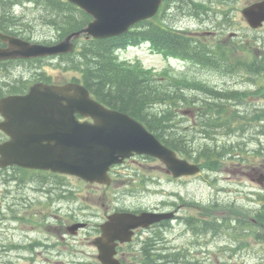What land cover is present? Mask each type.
Wrapping results in <instances>:
<instances>
[{"label": "rangeland", "instance_id": "rangeland-1", "mask_svg": "<svg viewBox=\"0 0 264 264\" xmlns=\"http://www.w3.org/2000/svg\"><path fill=\"white\" fill-rule=\"evenodd\" d=\"M216 1L220 0H213V2L209 0V4L215 9H221L222 5L220 7H218V5L215 6L214 2ZM254 1L257 0H231L229 4L233 6L232 15L215 14L213 11H209L211 15H213L211 18L206 19L205 23H202L201 26L197 24L198 21H196V24H190V27L192 26L190 29L200 30L201 32L208 29L218 31L220 35L217 37H215L216 35L214 34H206L207 36H211L207 37L210 46L218 45L220 52L222 53V50L225 51L226 55L229 56V59L234 63L239 61L238 64L240 67H254L253 57L255 53H258V59L264 57V26L260 29H254L249 25L242 13V9ZM225 3L226 1L223 0V4ZM200 4L203 5V8L206 6L205 2L200 1ZM182 5H184L185 8H188L187 6L190 7V5L184 3ZM182 5L180 6L182 7ZM20 10L21 8L19 7L18 12H20ZM181 10H183V8H181ZM39 12V9H33V7L26 8L25 15L30 19L34 17V15H39ZM205 14L204 16L207 17V10ZM226 19L228 22L224 30H217L214 28V25H219ZM33 23L37 24L35 33L39 39H50L55 36L53 28L42 25L40 20ZM231 32H237L238 34L235 33V35H232ZM233 36L243 38V40L249 42V44H257L255 46L250 45L251 47L249 49L241 48L234 44ZM120 54L123 58L141 60L144 65L153 70L154 73L156 70L157 74L164 75V77L167 78H175L176 76H172L174 75L172 73L176 75L186 74L181 76V78L187 76L188 78L190 77L192 81L198 83L203 82L210 87H214V89L223 91L239 89L245 91L241 96L243 97L242 99L233 98L225 100L229 104H232L234 108H239L244 111L248 110V113H252L264 107L263 78L258 77L256 81L250 80V77H253L252 74L242 69L229 73L227 72L228 65L225 61L223 62L227 66H197L193 60L183 62L182 64V62L172 60L168 58V56L166 57V55L163 54V50H154L149 43L128 47V49L121 51L119 55ZM262 59L264 60V58ZM60 62L61 59L56 58L43 61L41 64L47 70L48 74L53 76L55 81L65 82L71 80L76 75V72L65 69L62 66V62L61 64ZM229 68L233 70V67L229 66ZM166 71H169L168 74H165ZM166 80L167 79H162L164 83ZM187 93H190V89H187ZM191 94H200L204 96L202 91L197 90H192ZM159 108L163 107L158 106L154 109L158 110ZM182 110L183 109L180 108L177 110L179 111L178 114H173L174 122L179 126V133L181 134L180 129H182L185 135L190 138L193 137L192 144L194 143L197 147L207 142H212L203 134L198 133L201 126L200 120L196 119V122H194L193 119L191 120L190 118L194 116H191L189 112L187 115L182 116ZM232 111L234 115L236 109ZM236 124L244 128V130L238 131L247 132L248 139L251 141V151L248 153V157L242 160L228 158L225 162H221V164L217 166L219 167L218 170L207 171V169H205L203 176H198L188 181L181 180L176 182L170 180L169 175L164 169V163L158 159L136 157L135 160L129 162L128 168L119 169L120 171L116 174L118 179L114 180L112 185L107 187V189L106 187L99 188L95 185H91V183H86L80 178L68 175L61 176L64 181L59 177H57V179L51 177L43 178V184L40 186H44L45 189L52 188L55 191H63L64 189L76 191L79 193V200L81 203H89L90 201L85 200V197L90 196L92 192L105 190L114 193L110 195L109 200H106L110 203L120 200V203L126 201L127 204L134 203L138 206L154 208L156 206L164 207L165 205L163 202H168L169 204L173 202L176 203L175 207H180L179 213L181 215L197 214L194 208L191 209L189 206L187 207V205H185L187 202L193 200L201 201L206 205H211L214 201H220V203H222V205H220L222 209H218L217 215H215L218 219L226 215L224 213L226 209L233 210L232 208H242V216L238 217L244 219L247 217V220L251 224H249L246 231L239 227L237 231H235L236 229L232 230V232L235 231L234 234L236 236H239L238 239L231 238L229 233H224L219 240L210 241V234L203 235V244L199 250H203L204 252L199 260L187 258V261H197L199 264H264V215L256 217L258 210L264 204V199L261 198L264 197V188L253 178V176L260 177V173H264V134H260V136L256 135V133H260L261 129L264 131V121L259 123L257 120L251 121L244 118ZM239 134V132H235L233 134L219 135V140L224 143L233 144V142H237L240 139L237 136ZM254 170H259V172L253 173ZM23 175L25 174L20 171L0 167V191L6 189L8 185L7 179L17 181L14 180L13 177H21ZM22 180L24 181V184H22L24 187L28 185H38V176L36 174L25 175L20 181ZM18 183L16 185H18ZM77 213H79V210H77ZM237 223V216H235L233 226ZM175 224H177V222H175ZM178 226L180 230L184 228V225L181 223L178 224ZM239 230L243 232L242 235H239ZM157 234L163 237L166 245L182 246L184 244L188 246L187 236L190 235L188 233L185 236H179L176 229L163 226L157 227L156 230H154L153 235L156 236ZM53 235L54 238L55 234ZM242 242L246 244L245 247L236 252H231V247L235 248L237 244H243ZM58 243L59 247H63L64 244H66L60 239L56 242V244ZM78 247L83 248V245L78 244ZM193 249L198 250L197 248ZM42 256L46 259V261H42V264H51L49 262H54L55 260L54 257L47 254ZM5 260L6 254L3 253L2 256H0V264H6ZM41 260L43 259L41 258ZM182 264L191 263L187 262Z\"/></svg>", "mask_w": 264, "mask_h": 264}, {"label": "water", "instance_id": "water-1", "mask_svg": "<svg viewBox=\"0 0 264 264\" xmlns=\"http://www.w3.org/2000/svg\"><path fill=\"white\" fill-rule=\"evenodd\" d=\"M93 14L85 28L74 31L52 46L30 43L0 33L10 48L0 49L1 58L37 57L71 52L73 39L86 33L95 38L121 34L136 21L153 16L162 0H70ZM253 26L264 21V1L244 9ZM5 120L0 127L11 139L0 143V165L51 169L79 175L89 181H109L108 170L134 152L161 158L175 176L194 174L197 164L177 157L140 121L130 114L111 109L91 96L77 82L64 85L37 83L23 95H11L0 102ZM77 113L93 118L81 121ZM264 181V175L259 179ZM171 213H117L104 224L106 240H99L106 264H121L113 257V243L131 239L132 230L149 227Z\"/></svg>", "mask_w": 264, "mask_h": 264}, {"label": "flooded vegetation", "instance_id": "flooded-vegetation-1", "mask_svg": "<svg viewBox=\"0 0 264 264\" xmlns=\"http://www.w3.org/2000/svg\"><path fill=\"white\" fill-rule=\"evenodd\" d=\"M0 2L1 10L4 12L12 1L0 0ZM181 4H179V1L169 0L166 5L163 4V9L159 14V16L164 15L166 20L174 21V26L179 30H182L183 25L181 24L186 22V20H181L178 23L179 21H176V17L181 15L180 19H182L187 13L184 5L181 7ZM227 9L229 10L226 14H229V12L232 14L233 8L228 6ZM179 11L182 12L180 15L177 14ZM54 31L55 36L53 37L58 39L56 30ZM0 32L9 36H21L32 41L37 40L34 36L28 38L21 29L15 28L12 18L7 15L0 17ZM197 32L194 31V33ZM51 40L45 38L43 43ZM8 46L9 43L0 39V49ZM14 65H16V68ZM27 65L24 59L0 60V99L10 94L27 92L33 84L31 81L35 79L34 70L32 69L28 72L29 68ZM35 66L36 63L34 64V69ZM21 77H24V79L21 80ZM25 86H27V89L22 92L21 88ZM188 112L191 116H194V122H196V117L202 114L194 109ZM3 138L7 139V136L1 133L0 140H4ZM246 146L248 148V142H246ZM126 163L112 168L111 173L115 179L117 177L116 172L120 171L117 168L124 167ZM11 168L23 172L25 175L36 174L38 176V185L24 187L22 185L24 181L20 180L25 175L21 177L14 176V180L17 181L7 179L8 185L6 189L0 191V256L3 253L6 254V264H42V261H46L42 256L45 254L55 258L54 262L48 261L51 264H104L100 256L101 249L96 242L102 237L103 224L108 221L109 216L113 213L123 211L140 213L142 211L143 206H138L134 203L127 204L126 201L120 203V200H116L114 203L106 201L110 199V195L114 194L107 190L92 192L90 196L85 197V200L90 202L81 203L78 192L70 190L55 191L52 188L45 189L44 186H40L43 184V178L51 177L57 179L59 176L55 173L46 174L45 171L23 169L16 166ZM169 176L172 181L183 179L188 181L193 178L191 176L182 178ZM17 183L18 185H16ZM201 204L202 202L198 200L185 204L191 209L194 208L197 211L196 215H181L179 213L180 207H175L173 202L166 205L165 208L157 206L156 208L147 207L145 210L173 211L174 217L166 222L154 224L149 229H136L132 240L129 242L115 241L114 257L118 262L124 264L181 263L186 261L187 258L199 260L204 252L199 250L203 244L200 239L199 231L201 229L199 227L203 226L206 220L216 222L212 217L217 215L216 209L204 208ZM77 210H79V213H77ZM224 213L226 218L220 225L231 227L232 219L235 218L236 212L235 210L226 209ZM244 221H248L247 217ZM180 223L184 225L182 230L178 228ZM163 226L176 229L179 236L190 234L187 236L188 246L183 244L182 246L166 245L164 247L162 245L163 238L152 242L146 240L154 234V230L157 227ZM210 230L212 241L218 240L220 235L214 229ZM52 233L55 234L54 238ZM59 239L66 243L63 247H59V243L56 244ZM78 244H82L83 248L78 247ZM164 252L170 256H161Z\"/></svg>", "mask_w": 264, "mask_h": 264}, {"label": "trees", "instance_id": "trees-1", "mask_svg": "<svg viewBox=\"0 0 264 264\" xmlns=\"http://www.w3.org/2000/svg\"><path fill=\"white\" fill-rule=\"evenodd\" d=\"M49 6H54L51 11L61 17V23L59 24L54 18V14L51 15V23L60 26L61 36L83 27L89 19L82 10H79L80 12L76 14L73 11V4L70 2L56 1L53 4L50 2ZM154 30L155 27L152 21L147 20L138 23L134 29L122 35L105 39H91L84 42L75 53L63 55V65L67 69L78 72L79 75L72 80L84 83L99 100L113 108L132 114L143 121L168 145L183 150L187 144L184 136L179 133L175 125L173 114L177 112V108L182 106V102L186 97L185 87L192 85L189 78L187 76L181 78L183 75L176 76L174 74L172 76H176L175 78L163 77L167 79L164 83L162 78L155 76L153 70L145 68L141 61H121L117 56L118 48L146 40L155 41L158 37L170 50H177V43L185 44L186 42V46L188 44L189 40H186L187 38H182L175 32L158 27V34L155 35ZM256 44L240 41L239 47L249 49ZM180 51L181 54H184L182 56H186V49ZM172 53L176 55L174 51ZM193 55L195 56L194 53ZM199 56L197 54L195 57ZM262 58L264 57L258 59V53H255L253 57L254 67H250L248 71L253 76L250 77V80L256 81L258 77H264V60ZM205 60L207 63L216 66L228 65L229 70L227 72L229 73L238 71L230 69L229 66L233 69L238 68L239 61L234 63L226 55V52L222 50L221 53L219 48L215 54L212 53ZM168 72L166 71L165 74H168ZM202 88L209 95L212 94L213 99L212 101L210 99L205 100L200 104L203 107L202 126L205 132L212 138H216L218 132L232 133L238 127L234 125L236 121L239 122L237 120L239 116L229 114L233 110L232 104L225 100L242 99L241 96L244 92L241 90L224 92L206 85ZM158 106L163 108L155 110L154 108ZM256 112L257 110L253 115L254 121L261 120L264 117V108ZM219 128H221L220 131ZM231 149L226 145H218L217 142L205 144L201 147L197 160L203 157L206 167L209 169L218 168L217 166L221 164L223 156ZM261 198L264 199V197ZM263 213L264 204L259 210L258 216H262Z\"/></svg>", "mask_w": 264, "mask_h": 264}]
</instances>
